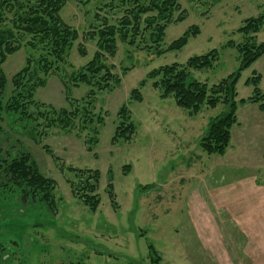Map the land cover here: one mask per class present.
Listing matches in <instances>:
<instances>
[{
	"label": "rangeland",
	"instance_id": "374dc122",
	"mask_svg": "<svg viewBox=\"0 0 264 264\" xmlns=\"http://www.w3.org/2000/svg\"><path fill=\"white\" fill-rule=\"evenodd\" d=\"M110 1L67 0L59 15L79 38L58 70L34 89L30 100L42 106L26 107L36 118L51 107L77 112L73 128L46 127L43 116L34 130L13 124L6 111L11 80L29 54L36 58L38 52L22 46L1 65L6 86L0 99V148L3 154L27 151L55 188L50 210L8 191L11 182L0 172V264H264V102L260 108L261 102L249 100L254 86L246 83L259 75L257 87L264 93V54L239 73L236 122L219 155L205 153L200 143L210 122L228 106L203 105L189 113L172 96L162 98L146 77L153 69L185 64L211 51L216 52L212 66L190 69V79L211 87L236 74L238 46L246 40L239 28L264 14V0H178L160 41L150 31L134 44L116 39L115 55L102 59L111 73L109 88L100 89L96 80L90 85L73 76L96 51V39L86 33L96 25V9ZM187 31L185 44L169 49ZM250 36L259 44L264 28ZM133 89L140 100L131 98ZM122 108L134 132L128 141H112ZM86 116L94 119L86 121ZM94 136L97 142L88 143ZM69 168L99 171L95 212L71 192L69 181L77 175Z\"/></svg>",
	"mask_w": 264,
	"mask_h": 264
},
{
	"label": "trees",
	"instance_id": "16d2710c",
	"mask_svg": "<svg viewBox=\"0 0 264 264\" xmlns=\"http://www.w3.org/2000/svg\"><path fill=\"white\" fill-rule=\"evenodd\" d=\"M66 2L67 0H0V99H2L1 93L4 92L6 86V78L1 65L7 56L22 46L38 52L36 58H33L32 53L29 54L25 67L19 70L11 80L13 88L12 93L7 97L6 111L10 115L9 118L13 120V124L17 123L23 125L21 127L34 130L40 126L35 121L43 116V119L48 121L46 127H52L56 123L67 130L74 127L73 118L77 116V112L71 113L64 108L53 109L51 107L50 113L41 112L36 118L26 108L27 105L42 106L30 100L34 89L43 86L46 81L45 77L58 70L59 65L65 61L67 52L79 38L77 30L66 24L59 15ZM178 8V0H111L103 3L96 9L93 16L96 25H90L91 29L86 33L89 39H96V51L80 72L73 76L74 79L90 85L96 80L100 89L109 88L111 73L102 59L105 54L115 55L116 39L134 44L135 38L150 31V37H155L157 41H160L166 25L172 21V13ZM102 11L103 15L100 13ZM108 14L111 17H108ZM181 18L176 20H181ZM262 28H264V14L245 20L244 25L239 28V32L246 36V40L238 46L241 57L238 72L227 76L211 87L204 82L190 79L188 73L190 69L200 70L211 67L216 59L215 51L190 57L185 64L172 63L158 67L146 76L153 80L152 87L160 91L162 98L172 96L175 104L188 110L189 113L198 112L203 105L215 107L218 103H223L228 106L225 112L210 122L207 134L200 143L202 150L209 155L223 154L229 144L230 129L236 122L235 85L239 73L264 54V41L256 44L252 36H247L258 33ZM189 34L190 32H185L169 49L183 46ZM78 52L81 56L85 55L81 44L78 45ZM30 64L33 66L30 67ZM259 78L257 75L248 79L246 83L254 86V96L249 100L261 102L259 107L263 108L264 93H261L257 87ZM27 82L31 86L26 87ZM24 94H27V97ZM131 98L140 100L137 89L131 91ZM239 103H244V100L240 99ZM49 114L53 116H50L51 119H49ZM119 116L122 121L115 128L112 141L118 139L128 141L134 132V126L131 122L128 124L124 122L128 119L124 108L119 111ZM86 117L89 119H84L86 121L94 119L93 116ZM97 121L101 122L102 119L97 117ZM91 130L93 134H96V130ZM87 142L94 144L97 138L89 137ZM2 154L3 150L0 148V172L7 174L11 182V185L7 186L8 191H19L23 199L26 197L31 201H41L52 210L54 181L41 174L27 151L19 150L15 154H3L6 157ZM69 172L77 175V180L69 181L71 192L91 212H95L100 202L96 193L99 171L69 168ZM107 193L113 201L111 183L107 185ZM150 248H152L151 245ZM1 251H3V246H0V258L3 257ZM151 255L153 256V253ZM153 262L157 263L158 260L155 258ZM72 264L85 263L76 261Z\"/></svg>",
	"mask_w": 264,
	"mask_h": 264
}]
</instances>
